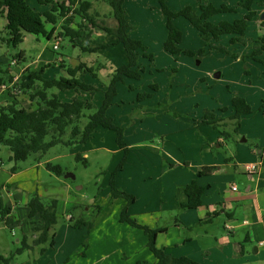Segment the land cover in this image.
<instances>
[{"label": "rangeland", "instance_id": "obj_1", "mask_svg": "<svg viewBox=\"0 0 264 264\" xmlns=\"http://www.w3.org/2000/svg\"><path fill=\"white\" fill-rule=\"evenodd\" d=\"M197 1L168 0V5L171 10L178 12L188 6H196ZM201 1L206 2L208 0ZM241 1L230 0L233 6L240 9V12L243 10L239 7ZM230 2L229 4H231ZM30 4L42 13L48 9V7L38 5L36 0H30ZM125 9L130 20L131 38L142 41L147 48L146 53L152 54L155 61L151 62L149 58L143 56L145 51H140L141 66L146 70L142 80L128 79L127 83L117 86L119 88L118 95L115 97L113 108L108 114L117 126L124 128L125 142L130 150L125 166H128L127 168L132 176L129 174L121 178L119 184H129L132 188L134 185L137 189V194L134 195L138 198L143 190L156 188V200L159 198L161 201L170 204L176 198V195L175 190L167 184L174 176L178 177V174L166 176H163L162 172L155 174V172L162 170V163L159 169L153 168L152 171L154 163H151V161L154 159H141L143 150L151 151L154 154L149 155V157H157L160 161L162 149L168 155L173 156L178 155L180 149L185 152L187 146H199L202 151L204 148L202 149L199 144L200 138L197 132L192 130V127L195 121L201 124L207 111L213 112L216 116L218 115L217 117L220 119H226L225 121L229 124L227 132L231 133L232 136L226 139V143L220 145V147H218L219 144L212 147L213 156L221 154L223 157L228 158L233 155L232 151H236L237 143L246 146L248 149L258 146L252 140L247 142L245 134L239 135V133L231 131L233 126L228 119L234 115L232 99L235 96H232V93L234 94L236 90L235 83H241L242 78L245 76L250 77L249 71L253 66L259 67L264 76V63H254L251 60H248L247 64L244 61L242 63L236 62L231 57L220 54L215 50L209 51L206 56H200L201 49H205L204 42L197 29L183 17L175 21L177 27L184 34L181 48L191 51L193 55L173 56L164 49L168 30L166 19L156 1L129 0ZM256 9L264 10L260 6H256ZM109 10L111 11L109 5L102 1H96V3L94 2L92 14L96 16L101 25L109 26L106 22H103V19L110 17ZM242 17V13L238 15L223 14L212 18V21L219 23L221 21H234ZM76 18L77 24H81L82 19L78 16ZM6 23L5 18H0V60L5 67L11 70L15 78L27 75L28 70H40L48 64L53 66L48 71L55 74L54 57L71 56L73 49L69 39H66V41L60 39L59 50H54L53 44L56 42V38L49 42L44 37H37L32 34H27L25 42L18 48H8L6 43L1 41L5 37ZM58 26L60 28L61 25ZM48 29L52 30V26L49 25ZM92 32L90 38L83 32L81 37L75 40L78 49L69 61L71 59L73 61L78 60L81 57L93 60L96 57L93 47L104 43V41L103 37H93V35L99 33L103 35L105 32L93 29ZM259 35H264V29L258 20H253L250 22L246 41L250 43V40L259 37ZM231 39L230 36H224L220 43L229 49L246 51L247 54L253 49L252 42L248 48V43L246 46L239 43L232 45ZM83 48H87L88 51H84ZM19 52L24 53L26 62L23 64H19L14 59V56ZM61 59L63 58L61 57ZM262 60L264 61V58ZM14 61L17 62V65H12ZM58 63L64 64L63 60ZM60 74L58 77H60ZM217 74H220V78L215 77ZM256 81L259 83L258 87L264 88V78ZM153 86H157L158 90L154 89ZM133 87L134 90L131 89ZM104 91L103 93H95L93 97L87 93L84 95L92 99L96 107H100L105 97ZM20 94L18 91L6 89L0 94V104L19 99L24 106L30 107L31 103L28 101V96L24 95L20 99ZM139 95L147 97L139 99ZM60 96L64 101H72L76 94L75 92H66L61 93ZM227 98L229 99L228 103ZM253 105H255L254 102ZM258 109H264L263 100L260 107L255 106V114L251 120H264L263 114H259ZM188 123L189 126L186 127ZM247 125L246 130H248ZM139 142L143 144L140 145ZM138 144L139 149H133L130 146ZM141 146H149V148H142ZM151 146H155L160 150L157 152L150 148ZM10 153L8 147H0V181L7 182L10 186H18L21 191L28 193L30 197L38 195L45 203L52 201L50 195H47L49 197L45 195L46 192L56 197L59 205L58 224L55 228L57 236L54 246L50 243L42 244L40 248L38 247L39 249L33 247L18 255L16 252L23 246L25 232L18 225L8 227L5 221H1L0 215V264H7L4 259L11 256H13V260L10 264H87L86 256L92 230L88 227L69 229L72 227L67 218L68 215L70 216L69 213L75 214L76 220L82 217V212L78 209L75 211H73V208L68 210L70 208L69 198L78 203L91 204V202L103 201L105 196L109 195L111 176L124 159V151L117 143V134L114 131L101 128L93 139L86 144L55 146L40 160L37 157H32L27 162L19 163L15 175L10 173L15 168V163L10 161ZM79 156L86 159V163L83 160H78ZM47 163L60 165L64 176L58 177L49 172L46 169ZM67 174H73L76 179H65ZM158 177H162L165 181V191L159 187L161 183H157ZM138 178L141 179L134 183V179ZM140 181L146 183L140 187L139 191ZM147 194L145 193L144 197H147ZM177 213V210L163 211L158 217L160 220L159 226L168 224L170 218L176 216ZM29 225L31 227H26V229H30V232L26 236L30 237L29 242L33 244V240L37 239L38 231L35 230L36 226L32 223V220L29 221ZM140 231L139 262L150 264L154 258L148 247V236L144 231ZM112 241H114V238ZM87 243L88 248L86 247ZM132 259L134 260V256ZM132 259L126 260V263H131Z\"/></svg>", "mask_w": 264, "mask_h": 264}, {"label": "trees", "instance_id": "obj_2", "mask_svg": "<svg viewBox=\"0 0 264 264\" xmlns=\"http://www.w3.org/2000/svg\"><path fill=\"white\" fill-rule=\"evenodd\" d=\"M40 6L48 7L46 11L39 12L36 7L30 4V0H0V18L6 19L4 41L8 48H18L26 39L27 34L37 37H44L51 42L53 39H69L72 45L76 46L75 40L85 32L90 38L93 30L103 31L111 35L115 40L114 45H123L125 48L128 63L116 70L112 80L105 91V97L100 107H96L92 99L85 97V93L91 97L97 91L96 86L88 84L80 79L82 75L92 73L87 70L85 65L76 68L62 65L61 69L66 71L65 76L46 77V72L53 67L52 64L45 65L37 71H27V75L22 76L16 82L11 70L5 67L0 60V87L9 86V90L18 91L20 99L26 95L30 101V107L24 106L19 99L0 104V147H8L11 152L10 161L15 163L12 170L15 173L18 164L27 162L32 157L41 159L53 147L58 145L73 146L75 144H86L92 140L99 128L114 131L117 134L118 146L124 151V159L120 166L113 172L110 180L111 196L126 200V206L121 212L120 222L128 224L132 229H140L148 236V247L155 260L154 264H201L188 257H173L166 253L157 245L158 235L167 232V229H152L140 224L136 218L128 213L130 206L136 202L135 196L128 194L117 187V179L123 170L129 156V146L125 142L124 128L117 126L113 119L108 116V111L112 107L115 97L118 95V84L124 83L126 79L142 80L146 70L141 66V52L145 51L144 57L154 62V56L146 53L147 48L140 40L131 38V25L125 10V3L128 0H36ZM102 1L110 6V17L114 18L118 25L111 28L101 25L92 10L94 2ZM166 19L168 30L167 38L164 42V49L173 56L193 55L191 51L181 48L184 34L177 27L176 19L183 17L197 29L204 42L205 49H201L200 56H206L209 51H217L233 59H241L246 62L251 58L257 62L264 63V36L258 37L254 41L253 49L250 54L242 55L236 49H229L222 45L221 39L230 36L231 44L247 45L246 37L250 22L258 17L256 6L264 8V0H242L239 7L246 14L234 21H221L214 23L212 18L219 15L239 14V8L228 4L230 0H217V2L197 1L196 6H188L178 12L171 10L168 0H156ZM82 19L81 24H77L76 16ZM264 28V21L260 22ZM52 26L49 32L48 26ZM58 25H61L60 28ZM92 29H91V28ZM58 33V34H57ZM58 36V37H55ZM88 51L87 48H83ZM14 59L23 64L26 62L24 53L19 52ZM86 69V70H85ZM158 90L157 86H153ZM134 90L135 88H131ZM75 92L76 96L72 101H64L60 94ZM23 94V95H22ZM147 96L139 95V99ZM34 107V108H33ZM234 115L228 120L233 126L232 130L239 133L243 117L254 113L253 108L245 98L234 97L232 99ZM226 110V109H225ZM224 110V111H225ZM228 110V109H227ZM226 119L218 118L213 112H206L201 125L211 126L218 130L224 141L231 138V133L227 132L228 123ZM78 160L86 159L79 156ZM231 161V160H229ZM216 167H205L199 176L210 175ZM46 169L63 177L64 172L60 165L46 164ZM207 187L199 186L197 181H193L183 191L186 202L182 203L181 209H197L203 205ZM27 206L30 209L29 219L36 226L38 231L37 239L30 244V237L24 236L23 246L17 250L20 255L25 250H30L35 246L50 243L56 244L55 228L58 224V201L52 199L45 203L38 195L30 197ZM9 209L0 205L1 221L6 225L11 223L7 219ZM7 219V220H6ZM72 228L81 229L94 227L93 223L76 218L72 215L69 220ZM88 248V243L86 245ZM13 256L4 259L10 264ZM138 264H147L139 262Z\"/></svg>", "mask_w": 264, "mask_h": 264}, {"label": "crops", "instance_id": "obj_3", "mask_svg": "<svg viewBox=\"0 0 264 264\" xmlns=\"http://www.w3.org/2000/svg\"><path fill=\"white\" fill-rule=\"evenodd\" d=\"M128 1H126L124 7ZM208 1L217 2V0ZM229 5L235 7L232 3ZM256 11L258 17L255 20L260 23L264 10L256 9ZM241 13L243 16L246 14L244 10L240 12L239 9V14ZM103 20L111 28H116L118 25L112 17ZM48 30L51 31V29ZM103 35L101 33L93 35V37H103L104 41V43L93 47L96 56L93 60L81 57V59L74 61L71 59L69 61L78 49L77 46L71 45L73 49L71 56H61L64 64L58 63L61 57H54L53 64H55L56 73L51 74L47 71L45 76L49 78L53 75L58 77L61 73L60 76L67 77L66 71L61 69L62 65L68 64L67 66L71 68L85 65L86 69L91 70L92 73L82 75L80 79L96 86L99 90L96 93L106 91L116 70L126 65L128 59L123 45H114L116 40L111 35L107 33ZM257 38L250 40V43L247 42L249 44L248 48L251 46V42L254 45ZM238 52L247 55L246 51ZM251 52L252 50L248 54ZM261 58L263 59L264 56ZM248 60L260 63L247 59L246 64ZM236 62L242 63L243 61L237 59ZM249 74L250 77H243L241 83H235L236 90L234 94L232 93V96L245 98L254 111L255 106L260 107L262 100L264 102V88L258 87L259 83L256 81L257 79H263L264 76L257 66H253ZM127 80L123 84L127 83ZM121 84L119 83L118 86ZM261 91L262 93H260ZM226 100L228 103L229 99ZM253 102L255 105H253ZM112 108L109 109L108 114ZM258 112L264 116V109H258ZM254 114L255 112L243 117L239 135L245 134L247 142L252 140L259 147L255 146L253 149H248L246 146L237 143L236 151H232L233 155L228 158L223 157L221 154L213 156L211 152L212 147L216 144H219L218 147H220V145L226 143L220 132L211 126L196 123V121L192 130H195L200 138L199 144L202 149L204 148L202 151L199 146H187L185 152L180 149L179 154L173 156L168 155L162 149L161 162L157 157H149L154 153L143 150L141 159H154L151 161V163H154L152 171L159 169L162 163V170L155 172V174L161 172L163 176L178 174V177L172 176V180L167 184L175 190L176 195V198L170 204L161 201L159 198L156 200V188L143 190L138 198L135 196L137 189L134 185L133 188L129 184L120 185L121 178L129 174L132 176L127 168L128 166H125L119 174L118 189L136 198L135 204L129 207L128 213L142 225L152 229H167V232L158 235L157 245L169 255L177 258L188 257L201 264H264V120H251ZM246 125L248 130H246ZM188 126L189 123L186 127ZM99 129L95 134L99 132ZM130 146L133 149H139V144ZM141 147L149 148V146ZM150 148L157 152L160 150L155 146ZM252 166L257 167L253 172L249 170ZM205 167L216 168L210 175L199 176V172ZM12 170L10 173L15 175ZM158 178L157 183H161L159 187L165 191V181L162 177ZM140 179H134V183H137ZM193 181H197L201 187L208 188L203 205L197 209L183 210L181 205L186 202L183 191ZM144 183L146 182H139V191ZM234 186L237 187V190H233ZM145 193H149L147 197H144ZM45 195H50L51 199H56L49 192H46ZM29 199L28 193L21 191L18 186H10L9 183L0 181V205L2 204L3 207L9 209L6 218L11 219L8 227L11 225L20 226L25 232L24 236L30 232V229L28 230L26 227H31L29 225L30 209L27 206ZM104 200L85 204L78 203L75 200L72 201L69 198L70 208L68 210L73 208V211H75L78 209L82 212L81 218L83 220L94 224L86 256V261H90V263L87 262V264H127L126 260L132 259L133 256L134 260L132 259L131 263L128 264H138L139 233L141 231L140 229H132L129 225L120 222L121 212L127 202L122 198H113L111 190ZM172 210H177V215L171 217L168 224L159 226L160 220L158 217L162 212ZM69 214L70 216L67 217L69 220L72 215L76 217L75 214ZM69 229L72 230L73 228L70 227ZM113 238L114 241H112ZM41 245L35 246V248L39 249ZM154 262L155 260L152 259L150 264H154Z\"/></svg>", "mask_w": 264, "mask_h": 264}, {"label": "built area", "instance_id": "obj_4", "mask_svg": "<svg viewBox=\"0 0 264 264\" xmlns=\"http://www.w3.org/2000/svg\"><path fill=\"white\" fill-rule=\"evenodd\" d=\"M59 41H60V39H56V42L53 44V49L54 50H59V48H60ZM59 61H62V59H59L58 62ZM12 65H17V62L16 61L12 62ZM18 79L19 78H15L14 82H16ZM9 88L10 87L9 86H6V85L1 86L0 87V94H1V92H4V90H6V89L9 90ZM256 168H257L256 166H252V167L249 168V170L253 172V171L256 170ZM233 190H237V187L234 186L233 187Z\"/></svg>", "mask_w": 264, "mask_h": 264}, {"label": "water", "instance_id": "obj_5", "mask_svg": "<svg viewBox=\"0 0 264 264\" xmlns=\"http://www.w3.org/2000/svg\"><path fill=\"white\" fill-rule=\"evenodd\" d=\"M261 21H264V13L261 16ZM215 77L220 78V74H217ZM65 179L75 180L76 177L73 174H67V175H65Z\"/></svg>", "mask_w": 264, "mask_h": 264}]
</instances>
